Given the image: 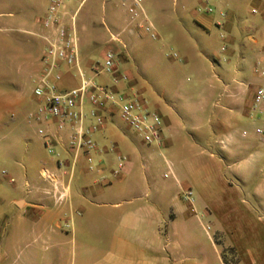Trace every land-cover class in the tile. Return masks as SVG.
Wrapping results in <instances>:
<instances>
[{"label": "rangeland", "instance_id": "rangeland-1", "mask_svg": "<svg viewBox=\"0 0 264 264\" xmlns=\"http://www.w3.org/2000/svg\"><path fill=\"white\" fill-rule=\"evenodd\" d=\"M122 1L70 0L64 2V12L69 18L74 15L84 78L116 97L144 103L163 121L164 145L142 143L117 111L91 138L97 142L110 136L107 143L120 145L115 157L131 155L134 175L150 185L145 201L154 203L158 191L167 193L157 206L165 219L159 233L131 238L128 251L119 238L106 235L105 228L101 235L81 236L65 224L61 232L65 251L50 250L47 259L37 252L27 264H147L144 257L153 259V254L146 245L158 248L165 264H264V134H256V129L264 130V116L248 119L252 107L247 102L227 125L221 111L223 88L231 86L233 78L244 86L259 78L249 63L239 60L247 56L241 46L244 31L261 17L260 10L250 0ZM4 4L1 12L10 13L19 24L9 30L0 19V173L8 174L9 163L2 154L10 144L18 140L19 147L30 150L41 144L36 127L26 117L38 104L33 89L44 47L32 33L41 31L39 22L49 0H0ZM254 9L259 15L252 14ZM191 12L210 26L195 33L185 18ZM230 27L235 43L227 42ZM178 32L190 38L192 58L185 59L174 44ZM112 37L115 40L110 42ZM107 50L115 54L110 70L114 74L100 72ZM69 72L71 87L78 88L76 70ZM209 85L216 89L203 98ZM202 99L206 105L201 109ZM88 110L89 105L84 111ZM227 138L237 146L249 144L248 148L234 156L220 152L228 145ZM11 163L24 166L20 160ZM37 163L40 178V169L47 166ZM13 194L12 185L0 177V213L13 211L6 208ZM11 252L8 264H25Z\"/></svg>", "mask_w": 264, "mask_h": 264}, {"label": "crops", "instance_id": "crops-1", "mask_svg": "<svg viewBox=\"0 0 264 264\" xmlns=\"http://www.w3.org/2000/svg\"><path fill=\"white\" fill-rule=\"evenodd\" d=\"M125 1L123 0L122 4ZM250 1L260 10L261 17L254 19L244 31L246 38L241 46L247 56L239 61L244 64L249 63L248 66L251 65L254 73L256 67L261 68L260 62L264 54V2L263 0ZM5 4L0 5V19H3L1 23L10 30L12 26L19 24H17V21L12 20L13 17L10 13L1 12V7H6ZM253 11L256 12L255 14L252 13L253 15H259L257 10L254 9ZM185 18L187 24L190 25L189 27L193 28L197 34L200 31L199 29L210 26V22L207 23L195 12L187 13ZM64 21L66 23L69 21L67 13ZM216 26L219 27V23ZM228 30L227 42L235 43V31L231 27ZM32 34L39 37L42 30H36V33ZM110 42H113V40L111 39ZM190 43V38L182 32L174 35V44L178 46L185 59L192 58L194 54ZM224 50L222 49V51ZM70 70L71 68L63 69L64 74L59 85L60 92L72 89L73 82ZM231 83V86H224L223 92L225 94L224 96L221 95L225 103V107L221 110L222 122L227 125L232 124L238 116L236 110L244 108L247 102L250 105L252 104L255 88L262 83V79L253 77L247 86L237 82L234 78ZM215 89V86L209 85L204 90L203 98L210 96ZM199 104L201 109L204 108L206 105L205 99H202ZM28 109L32 108L29 107ZM112 113L114 112L109 114L106 111L103 115L106 119H109ZM247 116L250 120L254 116L263 117L264 108L259 111L251 110L247 112ZM85 124L87 126L91 123L86 122ZM243 133L246 135H241L242 138L247 136L246 132ZM109 138L110 136L103 135L102 140L98 138L99 141H94L97 150L90 153V162H88L85 155L80 154L74 167L67 170L56 168L55 156L42 155V152H46L43 149L42 142L32 150L26 146L19 147L18 140L7 147V151L3 152L2 158L9 163L8 174L15 180V184L12 185L14 194L8 199L6 205L7 209L13 211L11 213H0V264H8L10 251L15 253V260L22 259L25 264L31 262L37 252L45 254L42 258L47 259L46 253L50 250L65 251L63 250L65 241L61 238L62 228L65 224L73 228L74 235L79 234L81 236L92 234L98 236L105 228V234L111 235L115 239L119 238L127 251L132 244L131 238L146 236L153 231L159 233L165 214H162L157 206L163 203L164 198L161 196L166 197L167 193L158 191L155 194L154 203L145 201V197L147 198L150 195V185L134 175V163L130 154H126L123 167L119 170V162L116 159L120 155L115 157V154L119 153L117 147H120V145L115 142L110 145L107 143ZM161 142L165 143L163 135ZM227 142L228 145L222 146L220 152H227L230 156L245 151L249 145L237 146L232 138H227ZM163 143L160 145H164ZM53 151L60 158L72 162V153L60 143L54 144ZM12 160H20L24 166L18 167L15 163H11ZM37 160V164L46 165L51 172L56 174L61 186L68 184L66 196L61 202L55 201L50 195L51 185L43 183L38 177V170L35 166ZM172 217L171 223H174L175 215H172ZM86 227L91 229L88 230ZM8 231L14 234L9 235ZM120 238L125 239L121 240ZM146 249L153 254V259L152 257L151 259L144 257L147 264H165L167 259L162 256L163 254L158 248L146 245Z\"/></svg>", "mask_w": 264, "mask_h": 264}, {"label": "built area", "instance_id": "built-area-1", "mask_svg": "<svg viewBox=\"0 0 264 264\" xmlns=\"http://www.w3.org/2000/svg\"><path fill=\"white\" fill-rule=\"evenodd\" d=\"M66 1L70 0H49L47 11L39 22L42 30L39 38L43 41L44 47L41 58L42 68L33 89V95L37 98L38 104L33 111L27 114L26 121L29 125L36 127V134L41 139L44 150L48 155L55 156V165L58 170L72 169L80 154L85 155L90 162V153L97 150L91 136L104 127L106 118L103 114L106 111L109 114L117 111L120 119L145 145L160 144L163 135V121L157 113L149 111L144 103L138 100L123 96L116 97L105 87L97 86L91 80L84 78L79 66V47L74 15L70 16L68 23L64 21L66 16L64 2ZM135 5H137L136 2ZM151 36L155 37L153 34ZM111 39L115 40L114 37ZM103 60L100 72H111L110 70L114 67V52L107 50L103 55ZM260 63L261 68L254 69V73L259 75L262 83L254 91L251 104L253 111L264 108V54ZM63 68L76 70L80 80L78 88L65 92L59 91L64 74ZM93 71H97V68ZM114 73V71L111 72V74ZM87 105H89V110L85 112ZM86 122L91 124L86 126ZM256 134L263 135L264 130L257 129ZM55 143H60L72 153L71 163L56 155L53 151ZM117 161L119 170H121L125 159L119 156ZM0 177L11 185L15 184V180L5 171L0 173ZM166 177L167 175H164V178ZM40 178L44 183L51 185V196L55 201L61 202L65 198L69 186L68 184L61 186L56 174L42 167ZM187 196H190V192Z\"/></svg>", "mask_w": 264, "mask_h": 264}]
</instances>
